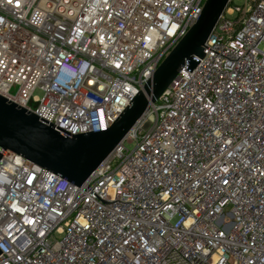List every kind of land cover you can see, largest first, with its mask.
<instances>
[{"label": "built area", "instance_id": "built-area-1", "mask_svg": "<svg viewBox=\"0 0 264 264\" xmlns=\"http://www.w3.org/2000/svg\"><path fill=\"white\" fill-rule=\"evenodd\" d=\"M204 2L0 0V95L105 130ZM195 58L81 185L2 155L0 264H264V0L229 2Z\"/></svg>", "mask_w": 264, "mask_h": 264}, {"label": "water", "instance_id": "water-1", "mask_svg": "<svg viewBox=\"0 0 264 264\" xmlns=\"http://www.w3.org/2000/svg\"><path fill=\"white\" fill-rule=\"evenodd\" d=\"M229 2L205 0L195 23L105 130L69 136L42 122L34 112L0 95V159L6 151H11L75 185L84 183L142 117L150 103L173 81L180 68L185 63L189 69L197 65L195 57L203 56V45Z\"/></svg>", "mask_w": 264, "mask_h": 264}, {"label": "rangeland", "instance_id": "rangeland-1", "mask_svg": "<svg viewBox=\"0 0 264 264\" xmlns=\"http://www.w3.org/2000/svg\"><path fill=\"white\" fill-rule=\"evenodd\" d=\"M232 2H237V3H240L242 4L245 0H230V3ZM17 91V85H13L11 88H10V92L11 93H15ZM35 94L37 95H41V93L39 91H36ZM129 147L132 146V144L128 145Z\"/></svg>", "mask_w": 264, "mask_h": 264}, {"label": "trees", "instance_id": "trees-1", "mask_svg": "<svg viewBox=\"0 0 264 264\" xmlns=\"http://www.w3.org/2000/svg\"><path fill=\"white\" fill-rule=\"evenodd\" d=\"M232 3V2H231Z\"/></svg>", "mask_w": 264, "mask_h": 264}]
</instances>
